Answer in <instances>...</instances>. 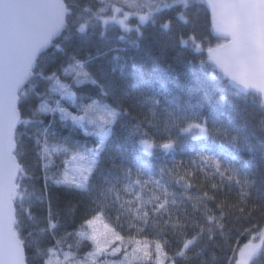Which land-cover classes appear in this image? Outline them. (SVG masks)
I'll list each match as a JSON object with an SVG mask.
<instances>
[{
  "label": "snow or ice",
  "instance_id": "obj_1",
  "mask_svg": "<svg viewBox=\"0 0 264 264\" xmlns=\"http://www.w3.org/2000/svg\"><path fill=\"white\" fill-rule=\"evenodd\" d=\"M202 17L223 43L212 46L201 33ZM114 27L121 40L134 34V45L151 28L162 49L183 46L195 71L224 85L221 100L230 94L235 111L206 107L178 78L166 82L135 63L126 88L102 80L93 54L82 55L73 38ZM49 116L32 137L38 177L25 161L21 129ZM182 138L218 140L222 151L202 146L187 161L151 163ZM253 140L264 155V0H0V264H257L264 173L258 186L238 165L240 153L254 152ZM61 193L82 222L58 235ZM36 204L46 205L42 219ZM73 237L92 250L81 254L68 243Z\"/></svg>",
  "mask_w": 264,
  "mask_h": 264
},
{
  "label": "trees",
  "instance_id": "obj_2",
  "mask_svg": "<svg viewBox=\"0 0 264 264\" xmlns=\"http://www.w3.org/2000/svg\"><path fill=\"white\" fill-rule=\"evenodd\" d=\"M133 19L131 23H135ZM201 33L207 37L208 41L212 46L217 43H221V39H217V36L213 33L211 26L207 22H203L200 29ZM153 29L149 28L145 32V38L138 41L136 45L132 44L130 41L134 39V34L132 37L126 38L125 40L119 39L122 35L118 28H113L106 36H101L99 33L90 34L87 38L81 40L79 37H74V43L80 47L81 54L86 55L91 52L94 59L91 62L92 70L99 74L102 80H110L115 83L116 86L121 88H126L133 82L134 69L132 67L135 63L138 67L143 66L146 74H155L160 78L164 79L166 82L178 78L179 86L181 91L187 89L195 90L199 96L205 99L206 107L220 104L225 110L232 113L235 109L232 106L233 97L229 94L227 101L221 100L220 89L224 85L211 78L210 75H205L202 72L195 71L187 59H192L187 52H184L183 46L162 49L160 45L152 38ZM109 49H120L121 52H111L108 55H97V52H107ZM53 55H58V53H53ZM116 55H121L126 58L127 63L125 64L123 60L117 62L114 57ZM187 57V59H184ZM42 90V86H38L37 91ZM130 102H125V106ZM67 106V105H65ZM71 110V109H70ZM141 109L137 108L133 115ZM147 111V109H143ZM160 120L163 119V115L158 116ZM51 117H45L43 124L30 125L26 129H21L26 132L24 146L26 150L25 161L29 165L31 172H34L36 176H40L42 172L41 164L38 162V158L35 150V140L32 138L33 134L39 128L46 127L50 122ZM57 132L62 136H68L70 134L69 129H65L62 125L56 126ZM74 139L83 140L82 134L72 133ZM254 152L249 153L244 151L239 154L238 165H243L245 171L250 175H255L258 178L261 173H264V155L261 153L259 144L253 140ZM206 146L211 152H221L220 142L218 140H191L190 138H182L180 147L174 153H159L155 157L150 158L151 163L154 166H161L164 164H170L172 161L185 160L193 157V149L197 151L202 147ZM232 150L230 146L225 145L223 149V154L227 155ZM116 154L115 152L113 153ZM119 163V160H117ZM55 164H59V160H55ZM55 170V168H53ZM107 169H105L106 171ZM37 187L42 183L41 180L37 179L34 181ZM68 199H72L70 195L61 193L58 200L55 201V207L61 210V227L58 230V235H63L65 231L76 232L79 231L81 220V212L77 211L74 215L67 213L65 209V203ZM33 214L42 219L46 214L45 204H36L33 206ZM26 223H28L26 221ZM119 231V229H118ZM125 234V233H122ZM42 240V246L50 245L51 241L38 237ZM239 243L242 245L246 242L243 237L238 238ZM68 243L73 244L74 247L78 246L80 253H86L91 251V242L87 239L79 240L77 237H73L68 241ZM67 250V249H65ZM222 258V257H221ZM35 264H40L39 258L35 259ZM257 264H264V258H260Z\"/></svg>",
  "mask_w": 264,
  "mask_h": 264
},
{
  "label": "water",
  "instance_id": "obj_3",
  "mask_svg": "<svg viewBox=\"0 0 264 264\" xmlns=\"http://www.w3.org/2000/svg\"><path fill=\"white\" fill-rule=\"evenodd\" d=\"M213 33L217 36V34L213 31ZM221 43H223V40H222V42Z\"/></svg>",
  "mask_w": 264,
  "mask_h": 264
},
{
  "label": "rangeland",
  "instance_id": "obj_4",
  "mask_svg": "<svg viewBox=\"0 0 264 264\" xmlns=\"http://www.w3.org/2000/svg\"><path fill=\"white\" fill-rule=\"evenodd\" d=\"M91 242V241H90Z\"/></svg>",
  "mask_w": 264,
  "mask_h": 264
}]
</instances>
